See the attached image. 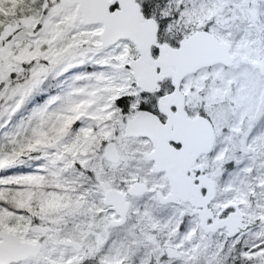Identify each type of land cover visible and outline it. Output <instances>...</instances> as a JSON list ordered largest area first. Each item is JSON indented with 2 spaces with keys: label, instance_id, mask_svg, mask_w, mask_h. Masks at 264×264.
<instances>
[{
  "label": "snow or ice",
  "instance_id": "6c2138e0",
  "mask_svg": "<svg viewBox=\"0 0 264 264\" xmlns=\"http://www.w3.org/2000/svg\"><path fill=\"white\" fill-rule=\"evenodd\" d=\"M0 264H264V0H0Z\"/></svg>",
  "mask_w": 264,
  "mask_h": 264
}]
</instances>
